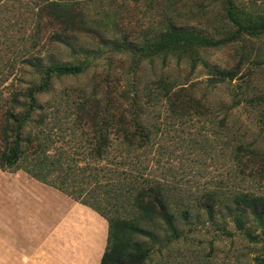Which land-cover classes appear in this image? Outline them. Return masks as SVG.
I'll return each instance as SVG.
<instances>
[{
  "label": "rangeland",
  "instance_id": "1",
  "mask_svg": "<svg viewBox=\"0 0 264 264\" xmlns=\"http://www.w3.org/2000/svg\"><path fill=\"white\" fill-rule=\"evenodd\" d=\"M44 1L0 2V94L39 80L35 66L39 61L89 62L81 74L55 77L45 98L104 97L109 85L122 90L135 81L143 116L153 131L151 140L137 151L113 150L99 163L100 185L92 182L91 186H101V197L111 188H122L118 198H112L114 212L122 216L134 209L128 188L136 177L167 192L177 233L162 223L151 227L155 239L145 238L151 252L144 264H259L258 259L264 260V227L247 213L245 230L239 229L230 213L235 194L264 196V33L202 50L210 66L236 70L233 79L218 82L202 61L192 67L187 59L156 58L134 68L132 54L114 48L125 40L138 44L154 37L170 21L211 37H226L236 30L226 16V0H69L83 9L84 20L65 36L68 42L55 40L59 28L38 17ZM235 1L246 14L264 15V0ZM159 79L186 87L204 103V114L176 115L164 99L148 106L144 87ZM62 133L58 135L61 145L80 146L70 130ZM240 145L255 148L258 154L239 150ZM209 194L217 198L212 215L203 207Z\"/></svg>",
  "mask_w": 264,
  "mask_h": 264
},
{
  "label": "trees",
  "instance_id": "2",
  "mask_svg": "<svg viewBox=\"0 0 264 264\" xmlns=\"http://www.w3.org/2000/svg\"><path fill=\"white\" fill-rule=\"evenodd\" d=\"M226 3V16L236 26V30L226 37H211L196 28L170 21L154 37H146L138 44L125 40L115 44L114 50L131 53L134 68L142 61L173 57L187 59L192 67L202 61L218 82L233 79L235 69L210 66L201 52L243 40L245 35H261L264 33V15L246 14L235 0H226ZM38 17L59 28L53 36L55 40L68 42L65 36L83 23L84 12L69 0H45L39 6ZM88 63L36 62L39 80L14 87L7 95L0 94V168L4 171L21 169L105 217L109 224L108 243L100 264H144L151 252L145 238L155 239L151 227H159L162 223L173 234L177 233L167 192L159 184L149 180L142 183L136 177L128 188L134 209L131 214L122 216L114 212L112 206V198H118L122 188H111L101 197L98 191L101 186H91L92 182L100 185L102 168L99 163L109 158L113 150L137 151L151 140L153 131L143 116L144 106L135 81L122 90L109 85L104 97H44L52 90L55 77L81 74ZM154 84L144 87L148 106L164 99L170 111L182 117L193 111L200 114L206 111L204 103L195 99L186 87L177 88V83L166 79H159ZM65 130L77 136L80 146H71L73 150L59 143L58 135ZM239 150L254 156L258 154L255 148L243 145ZM81 162L85 165H80ZM231 201L234 208L230 213L239 229L245 230L247 213L264 227L263 195L239 192ZM216 202L217 198L209 194L203 207L212 215ZM248 235L256 238L250 232ZM258 261L264 264L263 259Z\"/></svg>",
  "mask_w": 264,
  "mask_h": 264
},
{
  "label": "crops",
  "instance_id": "3",
  "mask_svg": "<svg viewBox=\"0 0 264 264\" xmlns=\"http://www.w3.org/2000/svg\"><path fill=\"white\" fill-rule=\"evenodd\" d=\"M108 228L93 208L0 168V264H100Z\"/></svg>",
  "mask_w": 264,
  "mask_h": 264
}]
</instances>
